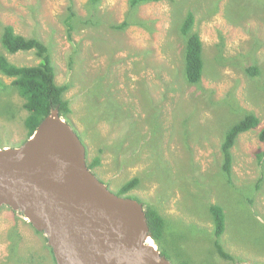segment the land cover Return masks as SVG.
<instances>
[{"label": "rangeland", "instance_id": "374dc122", "mask_svg": "<svg viewBox=\"0 0 264 264\" xmlns=\"http://www.w3.org/2000/svg\"><path fill=\"white\" fill-rule=\"evenodd\" d=\"M70 6L90 22L75 21L69 36ZM128 9L127 0H101L94 9L88 0H0V38L7 24L49 47L56 83L70 84L64 95L87 163L101 156L92 171L115 193L139 177L126 195L165 217L172 264L177 245L192 264H264V158L255 156L264 149V0H159L132 17ZM188 10L203 44L197 86L182 74L178 25ZM128 17L125 29L112 27ZM0 53L18 66L40 61L34 50L8 53L1 42ZM251 64L261 70L258 81L244 71ZM0 80L9 86L13 78L0 73ZM23 101L0 87V148L27 138ZM247 112L260 125L237 137L227 180L221 142ZM211 203L223 210L220 242L235 261L213 250ZM0 264H55L44 234L9 207L0 209Z\"/></svg>", "mask_w": 264, "mask_h": 264}, {"label": "water", "instance_id": "95a60500", "mask_svg": "<svg viewBox=\"0 0 264 264\" xmlns=\"http://www.w3.org/2000/svg\"><path fill=\"white\" fill-rule=\"evenodd\" d=\"M78 134L53 108L22 144L0 148V209L42 232L55 264H172L148 243L143 204L96 176Z\"/></svg>", "mask_w": 264, "mask_h": 264}, {"label": "trees", "instance_id": "16d2710c", "mask_svg": "<svg viewBox=\"0 0 264 264\" xmlns=\"http://www.w3.org/2000/svg\"><path fill=\"white\" fill-rule=\"evenodd\" d=\"M100 1L101 0H88V3L91 4L94 9ZM157 1L159 0H127L129 8L128 15L132 17L140 5ZM129 19L131 18L128 17L123 22L112 25V27L117 30H123L131 24V20ZM77 20L85 24L90 22L89 19H81L76 16L70 6L69 14L64 20L69 36L75 29L74 22ZM139 22L141 23L142 21H136V23ZM194 25L195 15L193 11L188 10L181 17V21L178 25V35L181 36V39L183 40L182 74L186 83L191 86H197L200 83L204 71L203 44L198 32L194 29ZM0 42L2 48L8 53L34 50L36 56L40 59L39 63L35 65L18 66L10 62L4 54L0 53V73L13 78L9 86L0 80V87L2 89L12 88V90L16 91L17 94L24 99L21 107L26 112L23 123L27 131V137L33 133L40 121L47 114H49L50 110L53 108L58 109L59 114L72 125L71 114L73 111L69 100L64 95V93L69 89L70 84L56 83L55 67L49 47L38 37H26L16 33L13 26L7 24H3L2 26ZM244 71L252 80L255 81H258L260 75L262 74L260 68L255 64L245 66ZM245 114L246 115L242 119L238 120L229 127L221 142V170L224 172L227 180H229L231 176V148L237 137L241 133L256 129L260 125V118L253 112H247ZM258 139L260 142L264 143V126L259 128ZM115 149L119 150L117 148ZM255 156L257 158V162L261 163L264 158V149L256 151ZM100 163L101 156L97 155L93 157L92 161L88 164V167L92 169ZM139 180L138 176L131 177L119 187L116 193L118 195H126L133 188L137 187ZM130 197L137 199L133 196ZM207 207L213 223V239L211 241L213 250L221 259L226 261H235V256L226 250L220 242V237L225 228L224 213L222 208L214 203L209 204ZM145 213L150 235L156 244L154 242L153 243L157 245L161 253L166 256L169 253L166 246L167 243L165 241L166 230L168 229L167 220L158 212L156 208L152 206L145 207ZM184 237L185 235L182 234L179 240ZM163 239L166 244H164ZM174 249L177 250L176 254L178 264H192L190 259L183 257L184 255L181 253L178 245Z\"/></svg>", "mask_w": 264, "mask_h": 264}, {"label": "bare ground", "instance_id": "6f19581e", "mask_svg": "<svg viewBox=\"0 0 264 264\" xmlns=\"http://www.w3.org/2000/svg\"><path fill=\"white\" fill-rule=\"evenodd\" d=\"M148 243L154 245V244H153V241H152L151 239H148ZM154 246H155V245H154Z\"/></svg>", "mask_w": 264, "mask_h": 264}]
</instances>
